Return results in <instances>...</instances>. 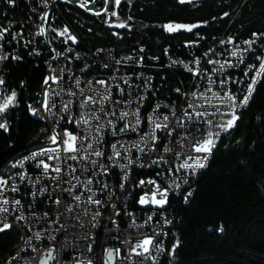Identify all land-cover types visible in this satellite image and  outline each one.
Masks as SVG:
<instances>
[{
    "label": "snow or ice",
    "instance_id": "obj_1",
    "mask_svg": "<svg viewBox=\"0 0 264 264\" xmlns=\"http://www.w3.org/2000/svg\"><path fill=\"white\" fill-rule=\"evenodd\" d=\"M60 2L78 4L84 12L102 17L110 29L131 32L134 27L133 17L124 19L120 13L122 4L131 6L134 0ZM178 2L197 6L196 0ZM4 3L15 6L16 0ZM56 3L38 0L31 9L37 17L29 22L32 28L0 23V73L24 60L22 50L29 57H42L48 69L35 104L24 98L27 81L14 86L10 76L0 74V130L10 131L9 117L22 103L47 125L41 129L44 143L0 169V233L21 231L27 247L18 248L30 254L32 264H68L64 259L68 243L65 240L58 248L57 237L77 225L98 228L111 209L107 235L118 246L105 244L102 264H137V258L140 264H161L165 255L172 264L181 242L173 233L174 242L168 246L173 225L170 197L187 188L183 200L189 202L194 191L190 181L208 167L221 138L243 123V114L264 87V30L219 38L201 34L209 27L208 20H170L155 27L179 40V47L187 50L185 58L173 59L169 52L176 46L169 45L163 50L168 62L157 68L151 62L161 57L138 46V55L119 58L114 49L98 48L90 62L89 52L76 50L81 41L68 24L57 26L61 17L54 14ZM229 15L224 12L220 18ZM112 35L124 40L120 31ZM44 48L50 57L44 56ZM61 57L62 65L53 64ZM165 68L174 70L173 78L179 71L187 80L171 89L180 103L168 102L169 95L162 101L157 95L162 88L168 91L164 87L168 76L161 77L160 88L154 83ZM137 207L140 216L132 210ZM122 213L125 230L118 220ZM82 239L84 247L73 245L79 252L72 257L73 264H96L84 258L85 251L93 253L95 233Z\"/></svg>",
    "mask_w": 264,
    "mask_h": 264
},
{
    "label": "trees",
    "instance_id": "obj_2",
    "mask_svg": "<svg viewBox=\"0 0 264 264\" xmlns=\"http://www.w3.org/2000/svg\"><path fill=\"white\" fill-rule=\"evenodd\" d=\"M196 5H182L178 0H134L131 6L123 5L121 17L126 19L131 15L134 27L131 32L118 30L124 35L122 41L112 35L113 30L107 28L102 17L67 4L58 7L61 17L58 22L69 24L79 35L78 49L82 52L91 55L96 49L104 48L114 49L119 56L138 55L136 49L142 46L149 55L161 57L157 68L168 60L163 50L169 45L176 46L169 52L174 59L185 58L183 53L187 51L179 47V40L169 38L155 27L167 21L208 20L210 25L201 34L219 38L264 30V0H201ZM33 7H37L36 2L16 0L15 6H11L0 0V21L10 20L17 28L30 25L35 18ZM5 12L7 16L2 15ZM224 12L230 15L221 19ZM44 51V56L50 57L48 49ZM21 55L22 62H12L0 74L10 76L14 86L27 81L29 87L24 98L35 104L47 67L38 57H29L26 51L22 50ZM171 71L174 70L165 68L156 76L157 88L161 86L162 76L169 77V83L164 86L168 91L161 89L163 99L165 95L174 97L171 89L184 80L179 71L173 78ZM261 117H264V87L258 89L252 106L243 114V123L214 150L209 166L194 184L192 200L186 204L183 196L170 197L172 234H177L181 242L172 264H264V119ZM9 124V132L0 130V169L30 147L45 142L41 129L47 125L32 117L23 103L9 117ZM20 241L18 231L0 236V261L11 255ZM173 242L171 236L168 246ZM161 264H169L167 255Z\"/></svg>",
    "mask_w": 264,
    "mask_h": 264
},
{
    "label": "built area",
    "instance_id": "obj_3",
    "mask_svg": "<svg viewBox=\"0 0 264 264\" xmlns=\"http://www.w3.org/2000/svg\"><path fill=\"white\" fill-rule=\"evenodd\" d=\"M32 2H36L37 6H38V0H32ZM55 11H56V13L59 11L58 7L56 8ZM56 16L58 17V14ZM14 25H16V27L18 26L17 24H14ZM62 25L63 24H60L57 21V26H62ZM68 26L72 29V27L69 24H68ZM72 30L74 31V29H72ZM54 46L57 47L59 51H61V48L59 45H54ZM75 47H76V50L78 52L84 53L78 49L79 45L75 46ZM100 58L103 59L104 57L101 56ZM94 61H95V57H91V55H90V62H94ZM159 62L161 63V61H159ZM159 62H151V64L154 65L155 67H157L159 65ZM167 62H168V60L165 61V63H167ZM63 63H64L63 57H61L60 60L56 62V64H60V65H62ZM77 63H79V62H77ZM80 66H82V65H80ZM149 74L154 75L152 72H150ZM93 75H96V73L93 72ZM156 80L157 79H155L154 83H155V86L157 87ZM162 91L163 90H161L160 93H157V95L159 96V99L163 101L165 99H163V94H161ZM172 101H176L177 103H180V99L178 98L177 95H174V97H171V100L168 102H172ZM153 102H155V101H153ZM202 171L203 170H201V172ZM201 172L199 173L198 177L195 178V180L190 181V187H191V189H194L193 194L195 192L194 184L198 180L199 176L201 175ZM135 174L136 173L134 171L133 175L135 176ZM109 183H113V181H109ZM187 190H188L187 188L183 189L181 191L180 196L186 195ZM193 194L191 197H189V201H191ZM117 195H119V192H117ZM25 199H27V197H25ZM63 203H71V201L65 200V201H63ZM132 210H135L137 212L138 216L142 215V213L140 212L138 207L135 209H132ZM111 211H112L111 209H108L104 213V218L100 220V226L98 228H92L91 225L89 224L87 228L81 229L79 227V225H77L75 229L70 228L69 232L67 233L66 236H58L57 237L56 243H57L58 248L63 245V241L66 240L68 243V248H67L65 256H64V259L68 262V264H73L72 257L79 255V252L75 248H73V245H76V246L81 247V248L84 247L85 245H84V241H83L82 237L87 233H95L96 243L93 246V253L89 254L87 251H85L84 252V258L85 259L92 258L96 261V264H102L101 256L103 255V250H104L105 244L108 243L110 245H113L112 238L107 235V233L109 232V230L112 227L111 224L109 223L108 219H107L111 215ZM169 215H170V212H169ZM118 220H119L121 229L122 230L127 229L128 225L126 223V218L123 217V213H122L121 217L118 218ZM11 222L15 223V221H11ZM29 222L32 224L36 223L35 220H31V219ZM84 222H85V224H88L87 220H85ZM73 223H75V222H73ZM173 225H174V221H173ZM173 225L169 226L171 228V231L169 232L168 243H169V240L172 236ZM121 239H123V237H121ZM21 246L27 247L25 241H23ZM113 246H118V244L113 245ZM17 257H20V259H17ZM24 262H27V264H32V260L30 259V254L24 253L22 251V248H17L11 255H9L7 257L6 261L3 262L2 264H24ZM137 264H140L139 258H137Z\"/></svg>",
    "mask_w": 264,
    "mask_h": 264
},
{
    "label": "water",
    "instance_id": "obj_4",
    "mask_svg": "<svg viewBox=\"0 0 264 264\" xmlns=\"http://www.w3.org/2000/svg\"><path fill=\"white\" fill-rule=\"evenodd\" d=\"M200 0H196V2H199ZM57 5H59V4H62V2H60V0H57V3H56ZM67 5H69V6H73V7H77V8H79L78 7V4H67ZM187 5V4H186ZM122 6H123V4H122ZM82 10V9H81ZM87 14H89V15H91L90 13H87ZM110 29V28H109ZM111 30H113V31H118L119 29H111ZM47 74H48V69H47ZM29 151H25L24 153H22V154H19L18 156H16V157H14L6 166H4L3 167V169L4 168H6V167H8L9 165H10V163L14 160V159H16V158H18L19 156H21V155H25V154H27ZM14 231V230H13ZM13 231H9V232H5V233H2V234H0V236H5V235H9L11 232H13ZM19 231V230H18ZM20 233H21V235H23V233L21 232V231H19ZM23 243V240L20 242V244L18 245V246H21V244ZM18 246L11 252V254L18 248ZM6 259L7 258H5V259H3L2 261H0V264H2L3 262H5L6 261Z\"/></svg>",
    "mask_w": 264,
    "mask_h": 264
},
{
    "label": "bare ground",
    "instance_id": "obj_5",
    "mask_svg": "<svg viewBox=\"0 0 264 264\" xmlns=\"http://www.w3.org/2000/svg\"><path fill=\"white\" fill-rule=\"evenodd\" d=\"M63 4H64V3L59 4V5H57V4H54V5H53V11H54V14H55V15H57V14L59 13V11L56 13V11H55L56 8L59 7L60 5H63ZM72 7H73V6H72ZM41 11H43V9H41ZM34 19H35V20L37 19L36 15H35V18H32L31 21H33ZM8 21H10V20H8ZM8 21L3 22V24H7ZM0 23H2V22L0 21ZM27 27H28V28H32L33 25L30 24V25H27ZM54 47H55V46H54ZM56 48H57V47H56ZM57 51L59 52L58 48H57ZM43 52L46 53V51H44V49H43ZM48 52H49V50H48ZM49 53H50V52H49ZM114 54H115V56H116L117 58L122 57V56H126V55H121V56H119V55H117L116 53H114ZM132 55H134V54H132ZM38 58L40 59V61L42 60V64H43V66L47 67L46 64L44 63V60L42 59V57H38ZM167 59H168V58H167ZM56 62H57V61H53V64H56ZM44 123H45V122H44ZM45 124H46V123H45ZM38 146H39V145L34 146V147L32 146V147H30L27 151L33 150L35 147H38ZM10 161H11V160H10ZM10 161H9V162H10ZM9 162H8V163H9ZM8 163H7V164H8ZM7 164H6V165H7ZM6 165H5V166H6ZM2 169H3V168H2Z\"/></svg>",
    "mask_w": 264,
    "mask_h": 264
},
{
    "label": "rangeland",
    "instance_id": "obj_6",
    "mask_svg": "<svg viewBox=\"0 0 264 264\" xmlns=\"http://www.w3.org/2000/svg\"><path fill=\"white\" fill-rule=\"evenodd\" d=\"M34 20H35V19H34ZM17 27H18V26H17ZM17 27H16V28H17ZM17 29H19V28H17Z\"/></svg>",
    "mask_w": 264,
    "mask_h": 264
}]
</instances>
